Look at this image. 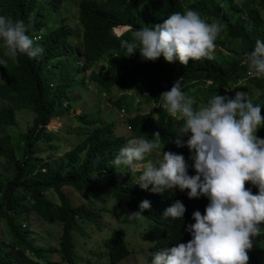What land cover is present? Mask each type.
Returning a JSON list of instances; mask_svg holds the SVG:
<instances>
[{"label": "trees", "instance_id": "1", "mask_svg": "<svg viewBox=\"0 0 264 264\" xmlns=\"http://www.w3.org/2000/svg\"><path fill=\"white\" fill-rule=\"evenodd\" d=\"M64 1L52 0L41 5V0H0V15L14 22L23 21L28 35L41 36L36 43L44 49L36 58L18 54L13 61L3 55L0 41V58L8 60L6 68L0 66V97L10 104L0 110V127L14 125L17 110L35 114L32 125L20 139L13 140L10 135L0 137V160L6 165V171L0 174V231L6 224L10 233L9 240L0 238V264H79L74 237L80 235L83 225L96 221L98 215L93 205L105 202L98 195L100 192L110 193L119 206H127L134 212L147 199L151 209L142 215L163 221L160 203L152 197L153 193L141 189L134 180L135 175L124 166L115 167L113 161L130 138L147 135L146 138L152 139L158 125L152 117L157 115L164 129H158L162 138L160 151L182 154L189 164L188 174H196L191 167L193 153L174 142L185 120L173 126L174 120L166 122L165 116L169 114L157 106L161 93L170 90L177 79L182 77V91L195 100L194 109L207 105L216 94L234 98L238 91L259 89L261 95L253 103L261 107L264 116V77L250 76L248 65L243 62L246 54L254 50L255 41H264V0H245L241 4H237L239 0H195L192 4H186L185 0H104L101 6L97 4L90 11L81 4L80 12L73 14L74 25L64 16L48 18ZM189 9L198 12L207 22L219 21L223 26L215 42L214 59L192 60L182 65L178 60L168 63L161 55L153 62L144 60L139 48L127 56L126 49L120 46L122 39L131 40L132 30L154 27L171 13ZM119 27H129V30L117 36L114 30ZM72 60L77 62L72 64ZM100 62L104 64L96 69ZM89 84L100 93H108L112 106L119 111L132 108L128 93L137 90L140 104L144 100L149 114L136 115L125 122L133 133L128 138L115 132V122L101 125L89 113L83 116L73 113L89 126L88 131H77L79 136L85 134L87 138L56 157L55 152L60 150L57 142L62 136L50 132L48 126L74 107L73 101L79 97L71 95L72 88ZM232 88L235 90L229 92ZM257 136L264 138V126L258 129ZM183 139L186 141L188 136ZM39 145L45 149L39 150ZM251 185L246 182V187L257 194L258 188ZM66 189L73 190L72 193L79 194L88 203L75 206ZM49 193L56 194L60 203L52 201ZM181 202L191 215L196 210L204 214L209 199L206 196L189 199L187 195ZM32 213L44 223L62 225L58 249L37 246L30 240ZM163 222L165 228L154 247L155 252L184 243L183 233L186 243L192 238L181 225ZM257 238L264 241V224L261 234L253 241ZM102 251L98 258L105 264H118L129 256L124 237L118 231L105 241ZM86 259L92 262L91 258Z\"/></svg>", "mask_w": 264, "mask_h": 264}, {"label": "clouds", "instance_id": "2", "mask_svg": "<svg viewBox=\"0 0 264 264\" xmlns=\"http://www.w3.org/2000/svg\"><path fill=\"white\" fill-rule=\"evenodd\" d=\"M41 1L39 4L47 5L52 0ZM103 1L81 0L79 5H75L73 14L80 12L81 4L90 11L97 4L101 6ZM64 3L57 12L49 13L48 18H58ZM124 28L126 30L118 34V29ZM222 28L219 21L209 23L198 12L189 9L184 13H171L162 24L154 27L132 30L131 40L122 39L120 46L126 49L127 56L135 54L139 48L144 60L154 62L162 55L168 63L178 60L182 65H187L192 60L214 59L215 42ZM127 30L129 27H119L114 30V34L121 36ZM27 32L23 21L14 22L10 17L0 15V41L3 43L5 57L15 61L18 54H25L29 58L43 54L44 49L36 43L41 40V36L33 37ZM243 62L248 65L250 76L264 77V41L257 39L254 50L246 54ZM7 64L8 60L0 58V66L6 68ZM132 94L138 95L137 111H119L123 113L124 123L136 115H144L141 112L144 100L140 104V93L137 90L129 91L128 95ZM160 97L157 106L169 114L165 116L166 122L174 120L172 125L175 126L177 121L185 120L174 142L177 147L186 146L193 153L190 157L193 161L191 167L196 174H188L189 164L182 154L160 151L162 138L159 130L164 129L160 126L158 116L152 118L158 124L152 139L146 138L147 135L130 138L133 133L127 126L130 134L126 136L130 139L113 161L115 167H126L135 178L139 175L137 184L141 189L153 193L152 197L160 203L163 221L181 225L192 236L186 243V234L183 233L184 243L155 252L154 247L165 223L145 217L152 228L157 227L161 231L157 241L149 245V262L248 264V251L253 247V238L261 234V225L264 224V138L257 136L258 129L264 126L261 107L254 105L247 92L238 91L234 98L216 94L207 105L194 109L195 100L182 91V77L174 82L170 90L161 93ZM184 136H188L186 141ZM153 151L162 155L158 163L148 161ZM246 182L257 187L258 193L253 194L246 187ZM99 194L105 196L107 193ZM187 195L189 199L208 197L209 203L204 214L196 210L191 215L181 202V198L185 200ZM150 209L151 202L145 199L139 204V211H133L127 217L129 220L141 219L144 217L142 213ZM58 225L63 234L62 225ZM126 246L129 256L132 255L131 247L127 243Z\"/></svg>", "mask_w": 264, "mask_h": 264}, {"label": "rangeland", "instance_id": "3", "mask_svg": "<svg viewBox=\"0 0 264 264\" xmlns=\"http://www.w3.org/2000/svg\"><path fill=\"white\" fill-rule=\"evenodd\" d=\"M81 0H68L64 3L62 11L59 16L67 17V21L70 24H75V19L73 17V12L75 10V5H79ZM245 0H239L237 4H241ZM186 4H192L195 0H185ZM228 5L225 4L224 8H227ZM71 13V14H70ZM68 15V16H67ZM224 38V36H222ZM81 44V39L79 40ZM72 64L77 62L72 60ZM104 63L100 62L96 68H99ZM71 65V64H70ZM68 66V64H67ZM101 68V67H100ZM85 77V75H84ZM79 78H83V75H79ZM96 87L94 85H88L87 88H72V94L74 97L78 96V100L74 101V107L71 111L64 117L53 120L49 126L48 130L50 132L60 133V141L58 145L60 150H57L54 147L56 157L64 155L65 152L72 150L76 145L81 143L87 138V135L82 134L78 135L77 131L82 133L88 131L90 128L83 121L79 120L80 116H73L72 114L82 115L84 113H89L91 118L94 120H100L101 125H105L111 122H115V132L117 134H130L128 131V124L123 121V113H119V110L113 109L111 106L109 94L97 93ZM235 88H232L231 91H234ZM117 89L114 90L116 92ZM250 98L253 101H256L261 95L259 89H252L249 92ZM132 99L128 103L131 105V109L127 111L129 113H135L137 111V99L138 95L132 94ZM10 104L3 100L0 97V110L9 106ZM101 110V113L98 114L97 111ZM142 114H148L149 108L144 104L141 108ZM83 116V115H82ZM35 117L34 112L30 110H17L16 111V123L12 126H3L0 127V137L3 135H10L13 140L20 139V135L25 133V131L32 125L33 119ZM157 115H154L152 118L155 119ZM39 150H44V145L38 146ZM62 155V156H63ZM43 156V155H42ZM151 160L153 163H158L162 159V155L153 151L150 153ZM147 161V162H148ZM146 162V163H147ZM6 171V165L4 160H0V174ZM127 173V172H126ZM136 173H141L137 171ZM139 175L136 176L135 180L138 181ZM71 190V189H70ZM73 190H65V193L70 195L75 206L85 205L88 203V200L81 197L79 194L72 193ZM49 198L56 203H60V200L56 194L49 193ZM74 195V196H73ZM101 196L100 194H98ZM102 198L105 199V202L97 203L93 205L94 209L97 211L98 215L96 221L91 224H85L82 226V232L80 235H76L74 240L76 242L75 252L77 255V260L79 264H105L103 260L99 259L98 256L102 254V247L105 239H109L113 232H120L126 243L131 247L130 255L127 259L122 261L120 264H152L149 262L151 256L149 245L154 244L159 238L161 231L159 228H152L150 222L145 217L138 220H129L128 215L133 213L132 210L125 206H119L113 198H111L110 193H107ZM107 209V211H105ZM32 221V239L33 244L39 245L45 248H54L58 249L60 238L62 236V228L58 224L49 225L41 221L37 214H31ZM84 233V236L83 234ZM0 238L4 240H9L10 233L6 226L3 224V227L0 231ZM253 247L248 251L249 261L248 264H264V241L260 238L254 239ZM86 258H91L92 262L88 263ZM56 259V257H53Z\"/></svg>", "mask_w": 264, "mask_h": 264}, {"label": "bare ground", "instance_id": "4", "mask_svg": "<svg viewBox=\"0 0 264 264\" xmlns=\"http://www.w3.org/2000/svg\"><path fill=\"white\" fill-rule=\"evenodd\" d=\"M126 30V28L124 29H118V34H121L122 32H124Z\"/></svg>", "mask_w": 264, "mask_h": 264}]
</instances>
